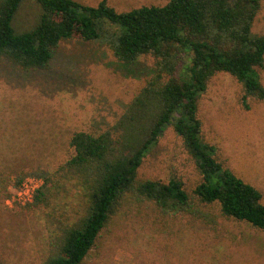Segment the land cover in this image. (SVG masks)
I'll return each mask as SVG.
<instances>
[{"label": "rangeland", "instance_id": "374dc122", "mask_svg": "<svg viewBox=\"0 0 264 264\" xmlns=\"http://www.w3.org/2000/svg\"><path fill=\"white\" fill-rule=\"evenodd\" d=\"M75 1L95 8L102 0ZM105 1L116 13L168 2ZM40 16L39 7L26 0L14 19L15 30H31ZM252 33L264 35V0ZM155 60L143 55L123 64L108 47L78 38L62 41L45 69L24 71L0 58V264H41L57 222H74L86 200L76 181L61 180L48 206L32 201L9 207L17 178L34 170L54 175L73 154L69 139L74 132L97 136L114 125L151 78ZM255 70L264 88V63ZM243 92L234 77L218 73L200 96L197 115L201 136L215 147V158L255 188L264 203V100L250 98L245 108ZM138 177L163 183L178 179L189 195L201 182L170 126L144 158ZM202 210L215 224L163 216L151 203L137 209L124 206L82 264H264V233L222 216L217 205Z\"/></svg>", "mask_w": 264, "mask_h": 264}, {"label": "trees", "instance_id": "16d2710c", "mask_svg": "<svg viewBox=\"0 0 264 264\" xmlns=\"http://www.w3.org/2000/svg\"><path fill=\"white\" fill-rule=\"evenodd\" d=\"M26 0H0V58L24 71L45 69L62 41L78 38L108 47L114 58L132 64L143 55L156 60L151 78L114 125L95 136L74 132L71 158L44 179L33 205L45 206L56 184L76 181L85 195L82 214L71 223L57 222L49 253L41 264H82L111 218L124 207L153 204L163 216L185 215L215 224L203 206L217 205L226 218L264 233L260 193L236 178L204 142L198 101L211 77L227 73L243 86L242 104L264 100L256 68L264 63V35L252 33L261 0H168L161 7L116 13L102 0L86 7L73 0H32L38 23L17 32L14 19ZM172 127L201 176L189 195L178 179L167 183L141 179L138 170L159 137Z\"/></svg>", "mask_w": 264, "mask_h": 264}, {"label": "built area", "instance_id": "2783aa9c", "mask_svg": "<svg viewBox=\"0 0 264 264\" xmlns=\"http://www.w3.org/2000/svg\"><path fill=\"white\" fill-rule=\"evenodd\" d=\"M43 185L44 181L40 177L33 175L24 177L19 186L14 190L10 199L7 200V206L11 207L13 204L26 205L32 203L35 194Z\"/></svg>", "mask_w": 264, "mask_h": 264}, {"label": "crops", "instance_id": "0c3cea01", "mask_svg": "<svg viewBox=\"0 0 264 264\" xmlns=\"http://www.w3.org/2000/svg\"><path fill=\"white\" fill-rule=\"evenodd\" d=\"M73 1H75V0H73Z\"/></svg>", "mask_w": 264, "mask_h": 264}]
</instances>
